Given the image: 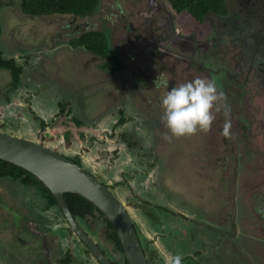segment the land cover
Segmentation results:
<instances>
[{
  "label": "flooded vegetation",
  "instance_id": "obj_1",
  "mask_svg": "<svg viewBox=\"0 0 264 264\" xmlns=\"http://www.w3.org/2000/svg\"><path fill=\"white\" fill-rule=\"evenodd\" d=\"M224 3L228 12L219 17L206 15L205 21L208 22V28L206 31L203 28L200 29L202 35L198 34L197 29L178 28L171 10L160 4L158 0H133L132 4L131 2L125 4L127 12H121L122 18H125L126 14L132 15L129 11L138 10L142 20L137 24L131 20L127 21V33L113 40V44L109 39L111 36L108 38V34L103 30L111 50H114V47L120 48L121 44L125 47V49L122 48L124 50L120 54L124 53L128 61H123L120 67L122 69L118 76L120 86L125 83L128 89L134 90V96L137 89L140 88L141 94V90L147 88V93L152 92L151 97H154L149 103L156 106L154 110L151 108L150 113H156L159 116L150 120L148 114L134 107L132 102L126 103L125 98L110 100L114 94L112 93L113 88L108 89L111 76L103 75L100 88H106L105 97L110 105L106 106L104 112L94 119H83L91 125V129L95 126V122H101L102 125L97 130V136L101 139L98 141L99 145H105V147L100 150L98 148V155L95 159L87 156L82 147L78 149L79 145H73L69 138L70 130L66 131L65 136L54 135L52 139L47 138L49 133H53L52 125L48 126L52 116L46 113L44 102L48 96L45 97L44 93L54 96V93L61 89V84L57 79L48 80L47 84L40 80H32L31 87H29L30 82L24 80L25 76L30 78L34 67L40 65L43 52L39 50L36 51L39 54L28 56L19 55V52L15 51L7 57L0 49L2 56L7 59L13 58L16 64L22 66L18 81L14 82L11 75L10 80L5 84L6 91L9 93L4 92L0 96V128L6 125L7 132L18 133L28 138H31V131L35 130V135L40 137L44 143L45 140L52 142L49 147L82 165L103 182L114 196L123 200L138 232L148 264H165V259H161L160 256L161 250L159 246H156L158 242L167 250V256L178 253L171 246L173 240L170 234H165L166 224L163 218L171 213L176 215V210L160 197L166 198V193L163 191L166 189L160 187L165 162L162 153L156 151V146L166 145L163 139L168 136L167 127L161 119L163 108L160 105V99L168 88L185 80L181 73L174 74L173 70L168 72L167 69L170 70L174 66L175 70L176 65L181 63L183 65L181 72H185L186 80L193 77L211 79L217 85V91L224 93L222 98H225L226 103L229 102V107L231 109L238 107L228 110V122L233 124L232 119H234L233 122L238 124V128L235 127L234 133L229 130L228 135L220 131L213 133L209 147L212 153L218 152L223 143L225 141L229 143L230 137L233 136L230 149L235 151L237 159L259 156L258 149L261 147L256 144V139L251 134L259 132L262 136L261 131H264V118L261 115V111L264 112V105L260 110L255 105V100L258 98L264 101V0H224ZM118 13L120 14L119 11ZM216 19L217 23H215ZM85 23L81 22L83 25L81 29L79 23H76L73 32L85 31ZM123 27L126 28L125 25ZM137 42L138 44L145 42L143 49L137 50L135 47ZM219 46L222 48L221 56H219ZM148 52H151L152 56L158 60L151 61L149 64L145 63L144 57L148 55ZM226 53L229 55L228 59ZM199 56L201 59L198 58ZM35 57L39 58L35 59ZM134 58L136 59L135 64H138L137 69L133 66ZM30 68L31 71H29ZM130 69L136 72L140 70L142 74L145 71L146 74L144 73L142 77L140 76L135 82L133 81V84H130L128 74ZM180 78L182 79L179 80ZM250 80L253 82L252 85L249 84ZM146 83L154 87L155 91L148 89ZM160 86L165 87L162 89ZM4 95L11 98H6ZM68 99L73 101L71 98ZM19 101L22 103H18ZM77 101V103H71L74 104L71 106H78L82 100ZM7 108L11 109L8 117L5 115ZM73 113L79 121L82 119L80 107H77L76 112ZM68 114H66L67 118ZM28 116L31 119L26 131L22 126ZM73 122L76 126H80L74 117ZM155 129L159 131L157 137L152 136L149 139L151 135L149 131ZM86 133L91 135L88 130L84 131L85 136ZM245 133H247V139ZM65 137L68 140L67 143ZM93 147H95L93 150H96L98 145L93 144ZM255 160L257 164V159ZM258 170L261 169L258 168ZM2 178L7 181H16L18 192L26 196V200L34 208L33 211L29 210L33 213V217L28 219L29 224L25 228L33 234L32 237L37 240L39 246L37 245L36 250L33 251L29 249L28 257L15 252L12 254L11 248L8 247L11 245L8 238L15 241L19 240L20 236L14 235L13 231L9 232L6 238L2 239L0 264H20V261L22 264H36L32 262V258L38 260L39 264H103L100 255L111 264H129L117 232L115 231L118 241L112 231V224L109 225L110 221L96 206L93 205L89 209L86 203L80 201L77 206L71 205L64 194L75 223L72 224L55 197L52 201L48 192L39 184L35 182L24 184L18 177ZM255 197L261 200L258 204L261 215L257 217L262 218L264 224V191L259 190L258 196L256 193H251L252 201ZM24 217L27 218V215L25 214ZM41 217L43 222H40ZM139 217L144 220L143 226L138 221ZM201 221L210 225L208 219L203 218ZM215 226L218 225L215 224ZM218 229L225 236L230 235V228L218 226ZM220 235L219 233L218 236ZM162 238L165 240L163 241ZM254 238L264 239V231ZM260 251L264 257V244ZM179 254L182 257V264H194L198 255L196 250Z\"/></svg>",
  "mask_w": 264,
  "mask_h": 264
},
{
  "label": "rangeland",
  "instance_id": "obj_2",
  "mask_svg": "<svg viewBox=\"0 0 264 264\" xmlns=\"http://www.w3.org/2000/svg\"><path fill=\"white\" fill-rule=\"evenodd\" d=\"M130 2L132 4L133 0H100L98 9L94 14L86 17L77 16L76 20L70 14L38 16L25 14L20 10V0H1L0 3V49L3 54L9 57L13 52L18 51L19 54L32 56V54H39L36 51H42L40 65L34 67L30 78L25 76L24 80L30 82L29 87H31L32 80H40L47 84L48 80L57 79L61 84V89L57 90L54 96L44 93L45 97L48 96L44 102L45 107L50 112L57 111V113H60L57 116L55 114V118L49 120L54 133H49L50 137L46 134L47 138L52 139L54 135L58 137L65 136V132L70 130L69 138L72 140L73 145H79L78 149L82 147L86 151L85 154L92 159H95L98 151L105 147V145H99L98 143L99 140L101 141L97 136L98 127H92L95 131H90L91 135L86 138L84 133L80 132L83 126H76L73 119L67 118L65 109L66 106L74 105L71 103H77V100H84L83 104L86 103L87 105L86 116L93 119L96 117V113H100L101 110L110 105L105 97L106 88L101 89V84L98 85L96 82L103 78L100 69L104 59L98 55H92L84 49L72 47L70 38L79 34V32H73L75 24L79 23L81 29L83 26L81 22H86L85 30H104L108 34V38L111 36L109 39L113 44V40H117V38L127 33V21L131 20L134 24H137L142 20L138 10L129 11L132 15L126 14L124 15L125 18L120 16L121 12H127L125 4ZM158 2L171 10L178 28L197 29L200 35L203 34L200 31L201 28L205 29L204 31L208 28L207 21L200 23L188 19L186 13H182L183 15L177 14L167 0H158ZM183 16H187L189 22L183 21ZM124 25L126 28L123 27ZM118 42L120 41L118 40ZM123 46H125L124 43ZM144 46L145 42H139V44L137 42L135 47L138 50L139 48L143 49ZM120 48L114 47L113 50L120 64L114 66L117 77L116 79L111 77L108 82L111 83L108 89L113 88L112 93L114 94L111 93L113 99L119 100L122 98L121 100H123L125 98L126 103L132 102L134 107L148 114V118L152 120L159 116L156 113H150L156 107L149 103L151 99H154V97H151L152 92L147 93V88H144L140 94L139 88L134 96V90L132 88L128 89L125 83L120 86L121 83L118 77L122 70L120 67L123 61H128L124 53L120 54L125 47H122L121 44ZM32 50L34 51L32 52ZM221 51L222 48L219 46V56L222 54ZM136 54L138 53L136 52ZM228 57L227 54L226 58L228 59ZM38 58L35 57V59ZM198 58L201 59L200 56ZM28 59L32 58L28 57ZM157 60L151 52H148V55L144 57L147 64ZM34 61L36 62V60ZM135 63L136 59L133 66L137 69L138 64ZM182 67L183 65L178 63L175 70L173 66L172 69L166 71L171 72L173 70L174 74L181 73L182 78L186 80L185 72H181ZM29 71H31V68ZM144 73L146 74L145 71L142 74L140 70L136 72L130 69L128 73L129 80L135 82ZM10 78V71L0 67V96L4 92L9 93V91H6L5 84ZM79 80L83 83L86 82V84L80 86L82 84ZM249 84H253L252 80ZM146 86L148 89L155 91V88L149 84L146 83ZM163 87L160 86L162 89ZM26 91L28 92V88ZM4 96L9 98L6 95ZM68 98L73 101L71 102ZM57 101L62 105H58ZM18 103H22V101ZM255 105L260 110L264 105L263 99H256ZM234 108L238 107H232V109ZM132 109L135 111L134 108ZM232 109L229 107V102H225V98L218 99V101L213 102L210 109L214 116L210 130L209 128L201 129L197 127V130L193 133L177 136L166 128L168 136L163 139L166 145L156 146V151L162 153L165 162L162 179L160 178V187L166 189L163 190L166 193V198L160 197L176 210V215L171 213L172 215L168 214L163 218L164 224H166L165 234H170L173 240L171 246L178 253H185L192 248L202 251V255H198L194 264H264V257L260 251L264 239L254 238V236L257 237L264 231L263 220L257 217L261 215L258 209L261 200L255 197L252 201L250 198L251 193H256L258 196L259 190L264 191V131H261L262 136L259 132L258 134L252 132L251 135L256 139V144L261 149H258L259 156L253 155L250 159H247L244 155H242L244 157L242 159L236 158L235 151L230 149L234 139L233 136L230 137L229 143L226 141L223 143L218 152L212 153L209 148L213 133H216V131L223 133L224 124L228 121V110ZM9 111L11 109L7 108L6 117H8ZM261 115L264 118L263 111H261ZM30 119L28 116L22 128L26 129L28 127L27 124ZM233 121L234 119H232L233 124L230 123L229 126L232 133H234L235 127L238 128V124ZM1 127L2 131H6V125ZM149 132H151L148 137L150 139L152 136L157 137L159 131L155 129ZM35 134L36 131L32 130L30 137L36 138ZM244 135L247 139V133ZM226 138L229 140L228 136ZM45 143L48 146L52 144L48 140H45ZM93 144L98 145L96 150H93L95 148ZM239 155L241 156V153ZM253 157L257 159V164L260 166L256 164L255 159H252ZM258 168L261 170L259 171ZM26 198L21 192H18L16 181H7L0 177V251L2 250V239L6 238L5 236L11 229H15V231L12 230L13 234L15 233L14 235L18 234L20 236V239L15 241L8 238L11 243L8 247L11 248L12 254L15 252L28 257L30 255L28 250H36L37 245L39 246L37 240L32 237L33 234L25 228L29 224L28 219L33 217V213L29 211L30 202ZM33 210L34 208H32ZM25 214L27 218L24 217ZM203 218L208 219L210 225L203 223L201 221ZM138 221L140 225H144V220L141 217L138 218ZM215 224L230 228V235L225 236L219 232L218 226H215ZM219 233L220 236H218ZM233 235H236V237L233 238ZM162 240L165 239L162 238ZM158 244L156 243V246H159L161 259L164 260L167 257V250L159 242ZM32 262L39 264V261L35 258H32ZM20 264H22L21 261Z\"/></svg>",
  "mask_w": 264,
  "mask_h": 264
},
{
  "label": "water",
  "instance_id": "obj_3",
  "mask_svg": "<svg viewBox=\"0 0 264 264\" xmlns=\"http://www.w3.org/2000/svg\"><path fill=\"white\" fill-rule=\"evenodd\" d=\"M133 84V81H129ZM0 159L12 162L35 175L52 193L72 224L65 192L78 193L100 209L117 232L129 264H148L126 203L82 165L54 150L40 137L28 138L0 128ZM103 264H111L102 257ZM107 263H106V261Z\"/></svg>",
  "mask_w": 264,
  "mask_h": 264
},
{
  "label": "trees",
  "instance_id": "obj_4",
  "mask_svg": "<svg viewBox=\"0 0 264 264\" xmlns=\"http://www.w3.org/2000/svg\"><path fill=\"white\" fill-rule=\"evenodd\" d=\"M177 14L186 13L188 19L203 23L206 15L222 16L228 12L224 0H167ZM1 3V0H0ZM100 0H20V9L23 13L38 16V15H53V14H73L75 16H91L98 9ZM187 16H183L182 20L189 22ZM217 23V19L215 21ZM1 32V24H0ZM79 41V42H78ZM72 47L84 49L91 54L98 55L107 59L106 66L109 69H114V66L120 64L116 54L108 45V40L103 30L90 29L80 32L77 36L70 38ZM107 44V45H106ZM0 67L11 71L14 82L18 81L19 72L22 66L15 63L13 58L7 59L2 56L0 51ZM85 116L84 115H80ZM78 124L81 122L75 115L73 116ZM81 120V119H80ZM21 178L22 183L29 184L35 182L39 184L45 191L48 192L50 199L54 200V196L50 190L31 172L13 164L12 162L0 159V177ZM66 200L69 204L77 206V203L84 202L90 209L93 204L80 196L78 193L66 192ZM32 206L29 208L32 210ZM109 225L110 222H109ZM113 233H115L112 227ZM116 235V233L114 234ZM117 239V235L115 236ZM118 241V239H117Z\"/></svg>",
  "mask_w": 264,
  "mask_h": 264
},
{
  "label": "clouds",
  "instance_id": "obj_5",
  "mask_svg": "<svg viewBox=\"0 0 264 264\" xmlns=\"http://www.w3.org/2000/svg\"><path fill=\"white\" fill-rule=\"evenodd\" d=\"M70 15L76 20L75 18L77 16L73 14ZM103 59L100 69V71H102L101 76L109 75L116 79L117 71L103 66L107 63V59ZM96 82L98 85L100 84L99 80ZM164 83L167 82L164 81ZM223 96L224 93L222 91H217V85L211 79L193 77L192 79L185 80L167 89L166 93L160 99V105L163 108L161 119L167 129L177 136L193 133L197 130V127L208 129L211 121L214 119L213 113L210 111L213 102ZM85 104L86 103H84L83 109L86 108ZM68 113L69 111L66 108L65 115ZM58 114L60 113H56V116ZM69 116H71L70 113L68 114V117ZM48 126H50V122ZM229 126L230 122L226 121L222 129L224 135L229 134ZM40 222H43L42 217L40 218ZM12 230L14 231V229H11L10 232H12ZM165 264H182V257L179 253L170 254L165 258Z\"/></svg>",
  "mask_w": 264,
  "mask_h": 264
},
{
  "label": "crops",
  "instance_id": "obj_6",
  "mask_svg": "<svg viewBox=\"0 0 264 264\" xmlns=\"http://www.w3.org/2000/svg\"><path fill=\"white\" fill-rule=\"evenodd\" d=\"M80 82H81V84L82 85H80V86H84L85 84H86V82L85 83H83L81 80H79ZM113 98H110V100H112ZM115 100V99H114ZM77 102V101H76ZM83 102H84V100L83 101H80V104H78V106L76 105V106H66V108H67V110L70 112V114H71V116H70V119H73V116H74V111L75 110H77L76 108L77 107H80V113H81V115H84L85 114V116H82V119L80 120V124H78V125H80V126H83V127H81L82 129L80 130V132L81 133H84V131H91L92 132V130L93 129H91V125H89L86 121H84V120H92V119H90V118H88L87 116H86V112H87V105H86V108L85 109H83V107H84V104H83ZM57 103H58V101H57ZM58 105H62V104H60V102L58 103ZM45 110H46V113H48V116H52V117H54V115L57 113V111H55L54 113L51 111H49L46 107H45ZM104 112V109L103 110H101V112L100 113H96V117L97 116H99V114H101V113H103ZM0 113H1V111H0ZM45 113V112H44ZM0 118H1V116H0ZM84 119V120H83ZM94 119V118H93ZM94 125L95 126H97L98 128H101L102 127V125H101V122H95L94 123ZM91 129V130H90ZM95 130H93V132H94ZM53 133H54V130L52 131ZM87 136H89V135H87V133H86V138H87ZM191 250H196V252L198 253V255H202V251H200V250H197V249H194V248H192ZM198 255H197V257H198Z\"/></svg>",
  "mask_w": 264,
  "mask_h": 264
},
{
  "label": "bare ground",
  "instance_id": "obj_7",
  "mask_svg": "<svg viewBox=\"0 0 264 264\" xmlns=\"http://www.w3.org/2000/svg\"><path fill=\"white\" fill-rule=\"evenodd\" d=\"M222 14H223V13H222ZM187 32H188V31H187ZM78 42H79V41H78ZM106 45H107V44H106ZM114 52H115V51H114ZM19 55H20V54H19ZM153 80H154V79H153ZM161 81H162V80H161ZM118 110H119V109H118ZM65 134H66V132H65ZM65 134H64V135H65Z\"/></svg>",
  "mask_w": 264,
  "mask_h": 264
}]
</instances>
